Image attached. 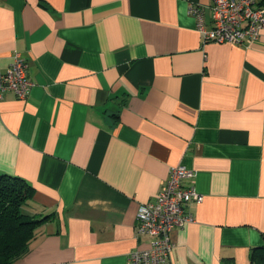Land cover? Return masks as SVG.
Listing matches in <instances>:
<instances>
[{"label": "crops", "instance_id": "0c3cea01", "mask_svg": "<svg viewBox=\"0 0 264 264\" xmlns=\"http://www.w3.org/2000/svg\"><path fill=\"white\" fill-rule=\"evenodd\" d=\"M210 2L0 0V75L18 52L32 81L24 98L0 92V173L33 185L27 213L49 215L15 264H131L149 245L138 207L177 164L205 198L171 233L173 264H253L264 27L248 45L203 44L189 7Z\"/></svg>", "mask_w": 264, "mask_h": 264}, {"label": "built area", "instance_id": "2783aa9c", "mask_svg": "<svg viewBox=\"0 0 264 264\" xmlns=\"http://www.w3.org/2000/svg\"><path fill=\"white\" fill-rule=\"evenodd\" d=\"M207 7L210 9L209 22L205 17ZM189 11L197 21L203 44L248 45L258 39L264 27V6L258 5L256 0H211L207 5L191 3ZM27 68L28 62L16 52L8 69L0 75V92L8 89L19 98L26 97L32 86ZM194 174L184 164L173 165L157 197L139 205L136 237L149 238V245L131 252V264H173L171 233L174 228L195 220L187 207L192 202L201 203L205 198L193 183ZM184 179L192 182L184 184Z\"/></svg>", "mask_w": 264, "mask_h": 264}, {"label": "trees", "instance_id": "16d2710c", "mask_svg": "<svg viewBox=\"0 0 264 264\" xmlns=\"http://www.w3.org/2000/svg\"><path fill=\"white\" fill-rule=\"evenodd\" d=\"M35 188L23 177L0 173V264L15 262L30 250L37 225L48 216L37 218L25 211ZM253 264H264V246L249 254Z\"/></svg>", "mask_w": 264, "mask_h": 264}]
</instances>
